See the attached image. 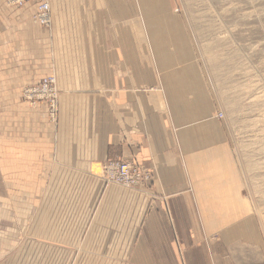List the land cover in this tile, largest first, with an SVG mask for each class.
Segmentation results:
<instances>
[{"label":"crops","instance_id":"0c3cea01","mask_svg":"<svg viewBox=\"0 0 264 264\" xmlns=\"http://www.w3.org/2000/svg\"><path fill=\"white\" fill-rule=\"evenodd\" d=\"M48 1L46 29L35 2L0 0V264H264L230 130L172 5ZM49 74L56 125L21 100ZM109 160L147 178L104 185Z\"/></svg>","mask_w":264,"mask_h":264},{"label":"rangeland","instance_id":"374dc122","mask_svg":"<svg viewBox=\"0 0 264 264\" xmlns=\"http://www.w3.org/2000/svg\"><path fill=\"white\" fill-rule=\"evenodd\" d=\"M167 1L180 17L205 80L219 100L216 116L230 130L234 159L264 239V0ZM31 20L40 25L33 15ZM56 89L58 99L57 83ZM21 100L27 102L22 91ZM44 105L48 122L56 125L58 113L51 118ZM109 161L102 166L101 178L104 185H117L103 178Z\"/></svg>","mask_w":264,"mask_h":264},{"label":"bare ground","instance_id":"6f19581e","mask_svg":"<svg viewBox=\"0 0 264 264\" xmlns=\"http://www.w3.org/2000/svg\"><path fill=\"white\" fill-rule=\"evenodd\" d=\"M32 1L35 2V12L33 14V19L38 24H40L42 26H45V27H48L51 24L50 4H49L48 0L44 1V3H46L45 5H47V8H48L47 11H46L47 18H48V23L47 24H45V23L43 24V23H41L38 20L37 12H38V5H40V4H38L37 0H5L6 4L8 6H12V7H23L26 3L32 2ZM45 77H53L52 78L53 79V83L52 84H53V89L54 90H51L48 87H39L37 89V94H38V97H39L38 99L29 100V99L25 98V92L27 90H30L32 88L37 87L45 79ZM45 77H43L38 83H35L34 85H30V86L24 87L23 90H22V96H23V99L26 100L29 103H36L39 100H43V102L46 103V105H48L49 111L51 112L50 113L51 118L56 119L57 118V113H58V104H57V102H58L57 100L58 99H57V89H56V77L53 74L45 76ZM117 163H124L123 166L129 172L132 170V168H128V165L129 166H136V164H137V165L141 166L140 168L142 170V174L137 179L136 184L126 186V185H123L121 183H116L118 181L117 178L115 179L114 184L120 185V186L125 187V188H133V187H138L147 178V172L143 168V166L138 164V163H136V162L130 161V160H112V161L107 162L106 168L109 165L112 166V165H115ZM103 178H105V175H103ZM107 183H113V182H107Z\"/></svg>","mask_w":264,"mask_h":264},{"label":"built area","instance_id":"2783aa9c","mask_svg":"<svg viewBox=\"0 0 264 264\" xmlns=\"http://www.w3.org/2000/svg\"><path fill=\"white\" fill-rule=\"evenodd\" d=\"M38 1V20L41 23H48V18H47V5L44 3L45 0H37ZM53 77H45V79L35 88H32L30 90H27L25 92V98L29 100H35L38 99V94H37V89L39 87H48L51 90L53 89ZM124 163H117L115 165H109L107 168H105V178L107 182H115V179L117 178L116 183H121L123 185L129 186L136 184L137 179L141 176L142 170L141 166L137 165L136 166H129L128 168H132V170L129 172L128 170L125 169L123 166ZM117 175V176H116Z\"/></svg>","mask_w":264,"mask_h":264}]
</instances>
